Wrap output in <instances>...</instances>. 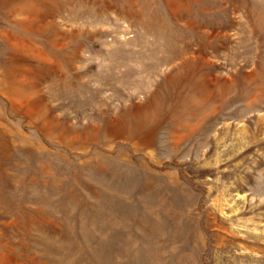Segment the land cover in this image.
<instances>
[{"label":"rangeland","instance_id":"374dc122","mask_svg":"<svg viewBox=\"0 0 264 264\" xmlns=\"http://www.w3.org/2000/svg\"><path fill=\"white\" fill-rule=\"evenodd\" d=\"M0 264H264V0H0Z\"/></svg>","mask_w":264,"mask_h":264}]
</instances>
